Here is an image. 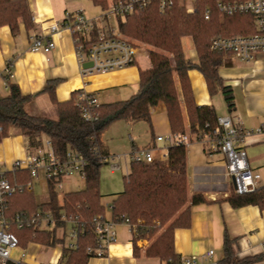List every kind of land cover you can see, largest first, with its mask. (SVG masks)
Returning <instances> with one entry per match:
<instances>
[{
  "label": "trees",
  "instance_id": "trees-1",
  "mask_svg": "<svg viewBox=\"0 0 264 264\" xmlns=\"http://www.w3.org/2000/svg\"><path fill=\"white\" fill-rule=\"evenodd\" d=\"M88 1L103 10L107 9V0ZM120 1L124 0H110L111 3ZM217 1L223 0H201L197 12L187 14L177 5L161 13L159 0H148L143 9L126 14L122 20L119 18L118 32L123 37L147 46L150 67L139 70L138 90L130 99L97 106L98 120L95 123H87L82 119L79 92L72 93L68 101H55L56 80H49L43 92H47L55 102L58 119L28 115L25 107L32 96L21 94L10 75H5L8 95L0 98V142L12 135H20L25 153L30 154L48 140L57 154L65 155L72 151L82 154L87 160L86 178L81 190L60 194L49 183V200L40 205L35 202L33 192L16 193L10 197V215L52 211L58 220L57 226L62 230L57 235L55 229L14 227L11 231L18 237L22 248L28 243L49 248L61 246L57 264L88 263L91 255L87 249H94L98 245L93 219L106 216V207L101 204L99 194V172L103 164L99 162L98 156L108 154L101 148L102 134L117 122L142 123L151 132L150 110L162 102L166 107L171 133L186 134L189 141L203 138L209 133L207 124L212 120V112L207 106L195 104L188 78L190 70H196L203 76L211 96L218 93L223 96L228 112L234 109L232 91L223 85L219 76V68L226 54L211 51L210 40L213 37L252 35L256 33V27L249 15L222 16L216 6ZM207 9L210 11L208 20L204 19ZM21 25L27 32L33 27L27 1L0 0V27L7 26L14 36ZM185 37L192 40L195 61L185 57L181 45ZM186 147L177 144L167 148V167L130 162L129 182L122 192L113 195L109 219L116 225L122 224L125 218L132 221L129 231L135 257L155 258L164 264H180V257L174 250V232L190 227L192 206L206 203L200 194H194L191 198L187 195ZM94 148L99 149V155ZM23 175V181H29L28 176ZM14 176L17 177L16 174ZM226 200L232 208L257 206L263 210L264 186L242 195L230 191ZM63 216H66L68 223L62 220ZM69 227L75 228L77 233L73 248L68 246ZM140 240L150 241L143 251L136 245ZM234 243L235 239L224 233L223 256L218 264H251L256 261V258L237 259Z\"/></svg>",
  "mask_w": 264,
  "mask_h": 264
},
{
  "label": "crops",
  "instance_id": "crops-1",
  "mask_svg": "<svg viewBox=\"0 0 264 264\" xmlns=\"http://www.w3.org/2000/svg\"><path fill=\"white\" fill-rule=\"evenodd\" d=\"M26 1L33 23L32 29L27 32L21 25L18 33L13 36L7 26L0 27V98L8 95L5 80L7 65L8 74L21 94L32 96V100L25 107L26 113L31 116L58 119L55 102L47 92H43L49 80L57 81L54 86V99L57 103L68 101L75 92H79V96L94 95L99 104L128 100L136 94L139 70L150 67L148 48L143 55L138 54L134 66L105 74L84 76L77 62L73 38L62 27L67 23V16L78 11L85 13L84 7L88 1ZM53 24L59 26L58 33L49 32V27ZM32 36H39L44 41L51 39L54 48L48 53L30 52ZM195 58L196 55L191 61H195ZM219 76L223 85L232 91L234 109L228 112L223 96L220 93L211 96L203 76L196 70H190L188 78L195 104L209 107L212 118L229 117L235 127L245 131L264 128V54L255 55L250 62L241 61L234 55H225L219 68ZM175 84L182 103L176 77ZM181 108L187 124L183 104ZM150 116L151 132L146 125L128 124L126 130L130 138V149L152 148L155 164L167 167L169 161L162 157L166 148L155 142V137L171 133L165 105L162 102L157 104L150 110ZM241 147L245 151L249 169L260 175L264 186V131L245 137ZM209 149L210 139L207 135L200 140L189 141L186 147L187 195L191 198L194 194H200L206 203L191 207L189 228L175 230V253L181 258L211 249L215 260L220 261L223 256V236L226 233L235 239L233 249L237 259L256 258L251 264H264V209L260 210L257 206H230L226 199L230 191H233V185L226 174L225 158L220 152ZM107 153L109 154L106 150ZM25 154L20 135H12L0 142V164L3 166L22 159ZM123 184L125 187L126 184ZM105 218L109 219V215ZM115 230L116 241L108 246L106 256L89 259L87 264H164L155 258L135 257L129 228L119 224ZM118 236L123 238L117 241ZM137 244L144 250L150 241L140 240ZM43 249L50 251L48 259L37 263L38 253ZM61 249V246L49 248L31 243L26 247V261L29 264L57 263Z\"/></svg>",
  "mask_w": 264,
  "mask_h": 264
},
{
  "label": "built area",
  "instance_id": "built-area-1",
  "mask_svg": "<svg viewBox=\"0 0 264 264\" xmlns=\"http://www.w3.org/2000/svg\"><path fill=\"white\" fill-rule=\"evenodd\" d=\"M201 0H159L161 13L171 9L175 5L181 7L185 13L197 12ZM148 0H124L117 3H107L106 13L92 19L87 18L83 11H78L67 16L65 25L62 27L69 31L75 43V52L81 74L84 76L105 74L134 66L137 62L140 47L105 22L112 16L121 19L126 14L135 13L143 9ZM216 6L222 16L237 14L249 15L253 18L256 33L252 35H236L231 37H213L210 40V50L221 52L226 55H234L241 61L250 62L255 55L264 54V0H223L217 1ZM210 11L204 13V19L208 20ZM49 32H59L58 25H51ZM54 48V42L50 39L44 41L39 36H32L29 46L30 52L48 53ZM89 63L90 66L84 68ZM9 73V71L7 72ZM81 116L87 123H95L98 120L96 108L99 105L94 95L89 97L81 95ZM210 139V151L220 152L225 158L226 174L231 179L233 191L238 194L251 193L263 186L261 177L249 169L246 154L241 147L244 138L252 133L260 134L264 128L255 131H245L235 127L229 117H214L207 124ZM155 142L163 144L166 153L163 158L168 160L167 148L177 144L188 145L189 138L186 134L169 133L155 137ZM99 155V149L94 148ZM154 149L131 148L122 155H102L98 160L109 167L110 172L124 171V183L129 182L130 162L155 164ZM86 158L79 153L68 151L65 155L57 154L48 140L43 141L40 147L25 154L22 159L13 161L9 166L0 164V264H29L26 261L25 248L19 245L18 237L11 231L34 227L40 230H56L60 235L62 230L57 226L58 220L52 211H37L32 213L21 212L10 215V197L16 193L33 192L34 182L43 178L48 186L53 184L54 190L60 193L64 179L78 178L85 181ZM16 174L17 177L14 175ZM26 174L29 181H23ZM25 179V178H24ZM67 193V192H64ZM62 193V194H64ZM62 220L68 223L66 216ZM123 225L129 229L132 221L128 218L123 220ZM94 233L97 247L87 249L90 259L106 256V249L116 241V224L105 217L93 219ZM76 229L69 227L68 237L70 248L74 247ZM31 243H28L29 245ZM264 251V248H263ZM214 258L213 250L209 249L201 254L189 257H181L180 264H218ZM57 264V263H42Z\"/></svg>",
  "mask_w": 264,
  "mask_h": 264
},
{
  "label": "rangeland",
  "instance_id": "rangeland-1",
  "mask_svg": "<svg viewBox=\"0 0 264 264\" xmlns=\"http://www.w3.org/2000/svg\"><path fill=\"white\" fill-rule=\"evenodd\" d=\"M86 1V0H85ZM88 1V0H87ZM108 2L110 0H107ZM85 16L89 19L99 17L102 14L106 13V9L103 10L97 6H94L91 2L85 3ZM123 17L121 18V20ZM105 24H108L110 27L114 29L115 32H118V19L113 18L112 16L108 19ZM126 38V37H125ZM129 39V38H127ZM137 44L140 47L139 53L143 55L144 50H146L147 46L137 42L135 40L129 39ZM182 49L184 51L185 57L189 60H192L195 57L194 46L192 40L189 37H185L181 40ZM137 125L145 124L138 123ZM128 124L124 122H117L113 124L107 131H105L101 136V148L102 150H107L109 154L112 155H122L126 154L130 151V138L128 137ZM200 143V142H199ZM124 171H115L110 172L109 167L107 165H103L99 172V194L101 195V204L106 207V217L109 215V207L111 206L113 195L118 194L124 190V180L125 176ZM62 188L60 193L70 192V191H78L84 188V181L78 178H73L71 180L64 179L62 182ZM33 196L34 200L37 204L47 203L49 200V189L46 184V181L41 178L40 180L34 182L33 185ZM108 206V208H107ZM135 223H133L134 225ZM123 237L118 236L117 241L121 240ZM137 247L143 251L136 243ZM27 253V250H24ZM50 251L43 249L39 251V257L37 263L46 261L48 259ZM57 253V250H56ZM36 262V261H35ZM36 264V263H35Z\"/></svg>",
  "mask_w": 264,
  "mask_h": 264
},
{
  "label": "water",
  "instance_id": "water-1",
  "mask_svg": "<svg viewBox=\"0 0 264 264\" xmlns=\"http://www.w3.org/2000/svg\"><path fill=\"white\" fill-rule=\"evenodd\" d=\"M87 66H90V64H89V63H87V64H85V65H84V67H87Z\"/></svg>",
  "mask_w": 264,
  "mask_h": 264
}]
</instances>
